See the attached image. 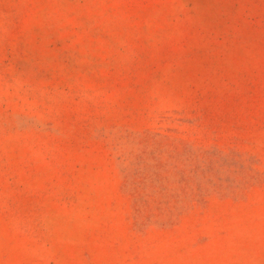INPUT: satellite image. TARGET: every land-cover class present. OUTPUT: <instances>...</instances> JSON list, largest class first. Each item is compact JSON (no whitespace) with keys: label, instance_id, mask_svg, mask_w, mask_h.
Returning a JSON list of instances; mask_svg holds the SVG:
<instances>
[{"label":"rangeland","instance_id":"374dc122","mask_svg":"<svg viewBox=\"0 0 264 264\" xmlns=\"http://www.w3.org/2000/svg\"><path fill=\"white\" fill-rule=\"evenodd\" d=\"M0 264H264V0H0Z\"/></svg>","mask_w":264,"mask_h":264}]
</instances>
